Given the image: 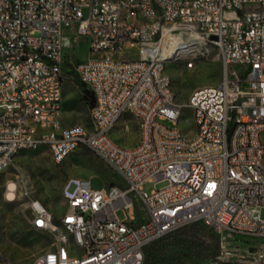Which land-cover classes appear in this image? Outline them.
<instances>
[{
	"label": "built area",
	"instance_id": "1",
	"mask_svg": "<svg viewBox=\"0 0 264 264\" xmlns=\"http://www.w3.org/2000/svg\"><path fill=\"white\" fill-rule=\"evenodd\" d=\"M127 4L143 5L144 19L129 21L136 12ZM149 4L159 12H149ZM212 36L223 47L221 80L173 104L163 59L196 60L177 51L175 38L201 46ZM78 39L87 40L90 56L67 61L66 42ZM65 66L93 97L92 130L36 135L40 123L62 126L54 104L63 109ZM0 75H7L0 85V175L14 149L46 146L58 164L84 147L124 181L95 190L89 178L69 179L57 225L24 193L34 228L64 232L31 264H142L148 244L194 223L264 244V148L256 142L264 126V0H207V7L200 0H0ZM185 109L198 113L191 143L176 130ZM128 112L139 117L138 139L118 150L113 133L119 125L128 132ZM131 193L143 205V221L135 222ZM16 195L17 183L7 181L3 197ZM247 256L257 263L264 251Z\"/></svg>",
	"mask_w": 264,
	"mask_h": 264
},
{
	"label": "rangeland",
	"instance_id": "2",
	"mask_svg": "<svg viewBox=\"0 0 264 264\" xmlns=\"http://www.w3.org/2000/svg\"><path fill=\"white\" fill-rule=\"evenodd\" d=\"M64 56L67 61L73 63L87 59L90 56L89 43L86 39L66 42ZM64 69L62 126L66 128L82 126L90 131L92 130L90 108L81 98L75 77L67 73L66 66ZM229 70L238 71L239 67L231 66ZM166 72L171 79L176 102L184 104L196 89L217 84L222 78L223 68L217 48L202 44L191 68H187L183 60H177L166 65ZM122 121L128 123V132L122 133L121 125H119L113 137L121 144L133 145L139 134L137 123L130 116H124ZM180 126L188 137L193 136L191 110L183 111ZM71 178H89L91 188L95 190L113 183L124 185V181L114 174L105 162L84 147L79 148L58 164L51 160L46 146L21 151L14 157L10 166L0 175V255L2 259H6L11 264H31L39 256L55 249L56 238L64 234L63 230L60 229L57 234H53L34 228L24 193L31 195L32 199L39 200L50 212L52 222L57 225L59 218L66 210L63 187ZM7 181L17 183V195L12 201L3 197L4 185ZM130 197L135 202V222L143 221V205L133 193ZM116 216L119 221L127 219L125 212L121 209L116 211ZM213 233L219 239L217 257L209 260L181 257L174 264H264V258L257 263H251L247 258L248 251L251 249L262 248L264 251V244L260 239L231 233L221 235ZM67 241L70 244L71 238L67 237ZM207 243H211L209 235Z\"/></svg>",
	"mask_w": 264,
	"mask_h": 264
},
{
	"label": "trees",
	"instance_id": "3",
	"mask_svg": "<svg viewBox=\"0 0 264 264\" xmlns=\"http://www.w3.org/2000/svg\"><path fill=\"white\" fill-rule=\"evenodd\" d=\"M75 83L82 100L88 108H91L93 105L91 93L76 78ZM206 230L203 224L194 223L166 234L144 248L142 264H174L181 257L196 260L217 257L219 239L211 229ZM208 235L211 243H207Z\"/></svg>",
	"mask_w": 264,
	"mask_h": 264
},
{
	"label": "bare ground",
	"instance_id": "4",
	"mask_svg": "<svg viewBox=\"0 0 264 264\" xmlns=\"http://www.w3.org/2000/svg\"><path fill=\"white\" fill-rule=\"evenodd\" d=\"M200 7H207V0H200ZM127 11L128 12H136L129 14V21H139V19H144V10L143 5L139 4H127ZM149 12H159V5L158 4H149ZM204 44L208 47H215L218 50L219 57L223 56V47L219 44L218 40H210V39H203L201 40V45ZM175 46L178 52L191 54L192 57H198L199 55V48L200 43L196 42V39H184V38H175ZM217 56V55H216ZM177 61V60H176ZM172 62V59H163L162 65V74H166V91H171V97L173 98V104H179L176 102L174 97V92L172 88V83L169 75L166 72V65ZM193 64H186L187 68H191ZM7 82V75H0V85H5ZM199 93V88L196 89L190 97L196 96ZM54 111L57 112V119L62 120L63 109L61 110V104H54ZM128 116L133 118L138 126L139 131V117H137L135 112H128ZM198 121V113L192 112V122L197 124ZM181 122H176V130H182L180 126ZM64 134L65 127L63 126H55L54 123H40L38 126L35 127V134L36 135H44V134ZM256 142L260 144L261 148H264V126L260 127V133L256 134ZM183 143H191V137L183 136ZM116 146L118 150H128L130 146L121 144L116 141ZM38 148H31V150H35ZM28 150V148H21V149H14V156H16L19 152ZM71 154H66V158L69 157ZM258 158L262 165H264V151H258ZM74 180H85L84 178H74ZM10 183H14L10 181ZM63 198L66 202V210H67V202H68V194L66 191H63ZM65 210V213H66ZM63 216V215H62ZM55 234V232H51ZM56 243L59 242V236L56 238ZM6 259H0V264H4ZM8 262V261H6ZM39 258L34 261V263H38Z\"/></svg>",
	"mask_w": 264,
	"mask_h": 264
},
{
	"label": "water",
	"instance_id": "5",
	"mask_svg": "<svg viewBox=\"0 0 264 264\" xmlns=\"http://www.w3.org/2000/svg\"><path fill=\"white\" fill-rule=\"evenodd\" d=\"M211 39H214V40H215V37H214V36H212V37H211Z\"/></svg>",
	"mask_w": 264,
	"mask_h": 264
}]
</instances>
